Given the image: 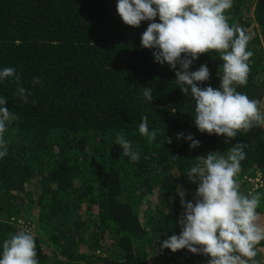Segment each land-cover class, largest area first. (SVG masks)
I'll use <instances>...</instances> for the list:
<instances>
[{"label": "trees", "instance_id": "obj_1", "mask_svg": "<svg viewBox=\"0 0 264 264\" xmlns=\"http://www.w3.org/2000/svg\"><path fill=\"white\" fill-rule=\"evenodd\" d=\"M116 4L0 0V68L15 69V78L0 82V95L16 116L5 133L8 154L0 159V246L27 229L40 264H208L209 256L186 248L160 250L182 230L178 190L192 200L198 185L187 169L198 157L227 155L244 143L236 180L241 192L262 194L257 211L264 223V184L252 190L247 180L264 179V127L230 139L200 132L195 101L175 84V71L141 46L150 21L127 25ZM225 15L246 30L254 53L247 84L237 90L264 99V0H233ZM202 63L211 75L198 85L219 87V52L200 54L190 71ZM18 86L31 91L27 103ZM142 87L153 89L151 102ZM145 115L154 140L138 131ZM180 132L200 145L191 148L177 138ZM118 135L139 151L138 162L114 143ZM258 247L255 259L264 264V241Z\"/></svg>", "mask_w": 264, "mask_h": 264}, {"label": "clouds", "instance_id": "obj_2", "mask_svg": "<svg viewBox=\"0 0 264 264\" xmlns=\"http://www.w3.org/2000/svg\"><path fill=\"white\" fill-rule=\"evenodd\" d=\"M232 4L233 0H117L116 4L127 25L140 26L143 21H150L142 33L141 46L153 49L155 62L167 63L175 71V84L195 101L198 130L229 139L238 132L264 127V99H252L237 90V86L247 84L249 61L254 53L248 48L250 36L246 30L228 22L225 12ZM212 50L218 51L223 61L217 88L197 83L210 79L207 63L190 71L200 54ZM9 77L15 78V69L0 68V82ZM33 83H40V78L34 77ZM141 92L145 100H153L152 88L142 87ZM17 94L27 103L32 93L18 86ZM7 103L0 95V159L8 154L5 133L16 119ZM138 131L150 140L157 135L155 129L149 131L147 115L141 118ZM177 138L191 141V148L200 145L192 134L185 136L180 132ZM114 143L130 162L140 160L139 151L124 135H118ZM246 147L238 142L227 155L219 150L211 152L198 157V162L187 169L186 176L198 186L192 200L178 190L184 209L179 220L182 230L164 239L160 250L176 252L186 248L209 256L208 264H260L255 258L260 251L258 245L264 241V223L257 211L262 194L241 192L236 180L247 155ZM0 264H40L36 238L30 230L21 229L3 241Z\"/></svg>", "mask_w": 264, "mask_h": 264}, {"label": "built area", "instance_id": "obj_3", "mask_svg": "<svg viewBox=\"0 0 264 264\" xmlns=\"http://www.w3.org/2000/svg\"><path fill=\"white\" fill-rule=\"evenodd\" d=\"M247 180L251 185H253V190L258 189L259 187H261L264 184L262 176H260V175L256 176L255 178L248 177Z\"/></svg>", "mask_w": 264, "mask_h": 264}, {"label": "rangeland", "instance_id": "obj_4", "mask_svg": "<svg viewBox=\"0 0 264 264\" xmlns=\"http://www.w3.org/2000/svg\"><path fill=\"white\" fill-rule=\"evenodd\" d=\"M252 178H255V177H252ZM263 181H264V179H263ZM248 186H250V188H252V190H253V185H251V184L249 183Z\"/></svg>", "mask_w": 264, "mask_h": 264}]
</instances>
